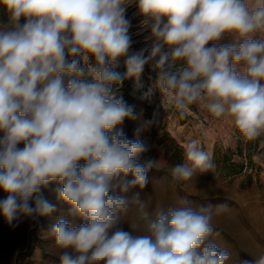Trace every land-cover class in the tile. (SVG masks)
Here are the masks:
<instances>
[{
	"label": "clouds",
	"instance_id": "clouds-1",
	"mask_svg": "<svg viewBox=\"0 0 264 264\" xmlns=\"http://www.w3.org/2000/svg\"><path fill=\"white\" fill-rule=\"evenodd\" d=\"M135 5L150 46L131 51ZM0 215L10 228L69 206L50 228L60 264H226L209 238L213 205L188 199L154 213L147 233L122 226L157 167L149 145L124 132L135 107L120 89L155 73L161 106L186 115L201 104L245 141L264 135V0H0ZM23 20V23H21ZM231 37L228 43H222ZM123 60L125 71L118 70ZM151 79V77H150ZM150 87L144 93H152ZM23 145V147H20ZM175 181L212 167L199 141L185 147ZM223 207V206H220ZM79 223H76V219ZM241 264H264V255Z\"/></svg>",
	"mask_w": 264,
	"mask_h": 264
},
{
	"label": "rangeland",
	"instance_id": "rangeland-1",
	"mask_svg": "<svg viewBox=\"0 0 264 264\" xmlns=\"http://www.w3.org/2000/svg\"><path fill=\"white\" fill-rule=\"evenodd\" d=\"M135 5L127 8L131 20L130 35L133 40L131 51L150 46V29L142 26V16ZM9 20L6 10L0 6V23ZM23 23V20H21ZM226 37L222 43H228ZM119 71H125L123 60ZM151 77V79H150ZM155 73L146 66L140 78L143 87L134 80H126L120 89L125 101L135 107L136 120H126L123 128L129 139L139 136L149 145L143 158H153L157 167L148 173V182L140 192L145 202L143 211L132 205L122 214V226L135 234L147 233L148 221L154 213L178 205L181 199H188L192 206L213 205L210 240L220 248L230 252L226 264H241L244 259H254L264 255V135L253 141H245L232 123L225 117L214 118L201 104L190 106L189 112L181 116L175 109L161 106V94L154 86ZM152 88V93H144ZM2 135V133H0ZM196 139L212 164L204 171L197 170L191 179L175 181L170 175L172 166L185 163V147ZM23 147V145H20ZM229 162L243 166L238 174H230L223 157ZM55 184L44 189V195L57 206V211L42 217L33 225L25 220L16 228H10L0 215V264H60L58 256L50 253L48 232L57 219L64 215L68 219L69 206L57 200ZM6 194L0 190V198ZM223 206V207H220ZM76 223H79L77 218ZM15 244H13V242ZM20 243V245H18ZM5 254L10 256L5 262Z\"/></svg>",
	"mask_w": 264,
	"mask_h": 264
},
{
	"label": "trees",
	"instance_id": "trees-1",
	"mask_svg": "<svg viewBox=\"0 0 264 264\" xmlns=\"http://www.w3.org/2000/svg\"><path fill=\"white\" fill-rule=\"evenodd\" d=\"M223 161H224L225 164H227V166H230V168H229V173L230 174H238V173L242 172L243 166L239 165V164H237L235 162H229V157L224 156L223 157Z\"/></svg>",
	"mask_w": 264,
	"mask_h": 264
},
{
	"label": "bare ground",
	"instance_id": "bare-ground-1",
	"mask_svg": "<svg viewBox=\"0 0 264 264\" xmlns=\"http://www.w3.org/2000/svg\"><path fill=\"white\" fill-rule=\"evenodd\" d=\"M4 234H5V233H4L3 231L0 230V240H3L2 237H4ZM12 242H13V241H12ZM15 242H16V241H15ZM15 242H13V244H15ZM18 245H20V243H19ZM9 258H10V256L7 255V254H5V258H4L5 262H9V260H10Z\"/></svg>",
	"mask_w": 264,
	"mask_h": 264
}]
</instances>
